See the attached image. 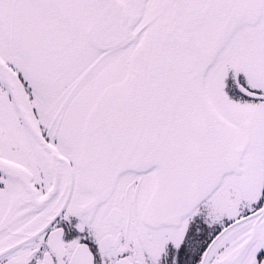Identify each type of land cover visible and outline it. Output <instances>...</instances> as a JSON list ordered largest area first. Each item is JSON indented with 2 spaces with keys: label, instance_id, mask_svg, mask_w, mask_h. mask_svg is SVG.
Segmentation results:
<instances>
[{
  "label": "snow or ice",
  "instance_id": "obj_1",
  "mask_svg": "<svg viewBox=\"0 0 264 264\" xmlns=\"http://www.w3.org/2000/svg\"><path fill=\"white\" fill-rule=\"evenodd\" d=\"M0 264H264V0H0Z\"/></svg>",
  "mask_w": 264,
  "mask_h": 264
}]
</instances>
